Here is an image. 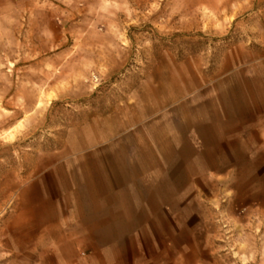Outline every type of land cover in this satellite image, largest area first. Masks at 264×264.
Instances as JSON below:
<instances>
[{"label":"rangeland","instance_id":"obj_1","mask_svg":"<svg viewBox=\"0 0 264 264\" xmlns=\"http://www.w3.org/2000/svg\"><path fill=\"white\" fill-rule=\"evenodd\" d=\"M124 181L83 264H264V0H0V264Z\"/></svg>","mask_w":264,"mask_h":264},{"label":"crops","instance_id":"obj_2","mask_svg":"<svg viewBox=\"0 0 264 264\" xmlns=\"http://www.w3.org/2000/svg\"><path fill=\"white\" fill-rule=\"evenodd\" d=\"M107 186L99 188L98 192H91L89 198L81 197V200L87 198L90 203L81 204L79 208H75L68 215L65 232L52 238L54 241L66 243L64 255L58 251L55 253L58 258H66V264H83L78 259L77 253L83 242L107 243L114 241L116 227L127 226L126 216L132 215L134 208L140 207L138 200L141 191L134 185V182L124 181V187L111 188ZM142 206L145 207V205ZM53 232L54 229L51 233L53 234ZM100 251L101 256L109 254V251L99 246L94 249L95 253L91 252L92 257L100 256L98 255Z\"/></svg>","mask_w":264,"mask_h":264}]
</instances>
